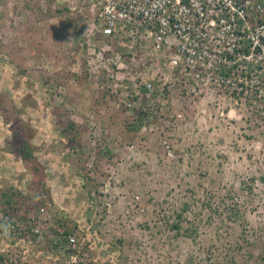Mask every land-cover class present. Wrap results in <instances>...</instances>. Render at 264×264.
I'll return each mask as SVG.
<instances>
[{
	"label": "rangeland",
	"instance_id": "1",
	"mask_svg": "<svg viewBox=\"0 0 264 264\" xmlns=\"http://www.w3.org/2000/svg\"><path fill=\"white\" fill-rule=\"evenodd\" d=\"M97 9L0 0V264H264V62L127 77Z\"/></svg>",
	"mask_w": 264,
	"mask_h": 264
},
{
	"label": "built area",
	"instance_id": "2",
	"mask_svg": "<svg viewBox=\"0 0 264 264\" xmlns=\"http://www.w3.org/2000/svg\"><path fill=\"white\" fill-rule=\"evenodd\" d=\"M95 19L96 37L108 41V47L99 46V55L111 44L129 48L130 55L126 50L108 58L117 68L128 67L124 60L129 63L134 71L127 77L165 74L153 64L142 63L135 70V61L146 57L163 62L168 71L183 70L198 85L207 84V91L231 83V91L241 93L244 86L230 78L240 76L237 71L247 72L243 67L248 62H264L261 0H98ZM146 85L150 89L152 83Z\"/></svg>",
	"mask_w": 264,
	"mask_h": 264
},
{
	"label": "trees",
	"instance_id": "3",
	"mask_svg": "<svg viewBox=\"0 0 264 264\" xmlns=\"http://www.w3.org/2000/svg\"><path fill=\"white\" fill-rule=\"evenodd\" d=\"M175 226L180 228V224L179 225H175Z\"/></svg>",
	"mask_w": 264,
	"mask_h": 264
},
{
	"label": "flooded vegetation",
	"instance_id": "4",
	"mask_svg": "<svg viewBox=\"0 0 264 264\" xmlns=\"http://www.w3.org/2000/svg\"><path fill=\"white\" fill-rule=\"evenodd\" d=\"M264 3V0H261Z\"/></svg>",
	"mask_w": 264,
	"mask_h": 264
}]
</instances>
